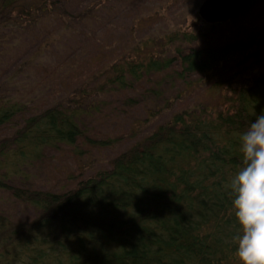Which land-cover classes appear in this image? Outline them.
<instances>
[{
    "label": "trees",
    "instance_id": "obj_1",
    "mask_svg": "<svg viewBox=\"0 0 264 264\" xmlns=\"http://www.w3.org/2000/svg\"><path fill=\"white\" fill-rule=\"evenodd\" d=\"M81 1L0 0V264H240L229 182L264 110V13L245 16L264 0L223 23L130 0L147 12L120 46L115 1Z\"/></svg>",
    "mask_w": 264,
    "mask_h": 264
},
{
    "label": "clouds",
    "instance_id": "obj_2",
    "mask_svg": "<svg viewBox=\"0 0 264 264\" xmlns=\"http://www.w3.org/2000/svg\"><path fill=\"white\" fill-rule=\"evenodd\" d=\"M241 166L231 177V209L240 231L235 254L240 264H264V110L241 134Z\"/></svg>",
    "mask_w": 264,
    "mask_h": 264
},
{
    "label": "rangeland",
    "instance_id": "obj_3",
    "mask_svg": "<svg viewBox=\"0 0 264 264\" xmlns=\"http://www.w3.org/2000/svg\"><path fill=\"white\" fill-rule=\"evenodd\" d=\"M74 1H76V0H72L73 4H74ZM83 1H86V0H82L81 2H83ZM114 1H115V4L111 3V2H109L107 4V6L109 7L108 8L109 12H107V13L110 16L114 15V18L112 19V23H111L113 26H109V29L107 30L108 34H106L105 37L108 41H110L111 44H113V46H120V45L124 44L125 42H127V39L129 38V35H130L129 32L132 30V25H133V22L135 21V17L137 16V14H140L139 12H143V11H144L143 12V14H144L147 11L144 10V7L137 6V4L136 5L135 4H129L130 0H121L118 4H117V2H118L117 0H114ZM154 1H157V0H154ZM190 1L191 0H178V1L172 0V3H173L172 6L174 9H176V7H177L179 9H181L182 11H184V10H187L186 7H188V6H186V3L190 2ZM174 4L176 7L174 6ZM153 6L155 7V5H153ZM170 11L172 12V10H170ZM196 11H197V8H196ZM263 13H264V1H260V2L255 3L254 5H252L250 8H248L245 12V16L250 18L251 21L256 22L258 19H260L261 15ZM109 19H111V18L109 17ZM73 45H74V42L73 43L71 42V44L68 47L67 53L73 54L76 51V49H74L72 51L71 48ZM31 48H33V46ZM64 53L65 52H61L59 55H55V51L52 50L51 52H48L47 55L49 56V58H54V56L59 58ZM12 57H13L12 55L10 57L6 56L5 58L0 60V67H2V66L6 67V71H4V74L9 73L11 71V69L14 68V67L9 68V66H8L9 65L8 63L11 62ZM32 71L25 73L26 77H24L26 84L29 86H31V81L33 80V78L38 75L37 73H35L34 71L32 72ZM111 155L112 154L110 151H105V152L101 153V158L103 159V162L100 165L101 167L105 166L106 161L111 157Z\"/></svg>",
    "mask_w": 264,
    "mask_h": 264
},
{
    "label": "water",
    "instance_id": "obj_4",
    "mask_svg": "<svg viewBox=\"0 0 264 264\" xmlns=\"http://www.w3.org/2000/svg\"><path fill=\"white\" fill-rule=\"evenodd\" d=\"M253 0H203L198 8V16L205 22H226L244 9Z\"/></svg>",
    "mask_w": 264,
    "mask_h": 264
}]
</instances>
